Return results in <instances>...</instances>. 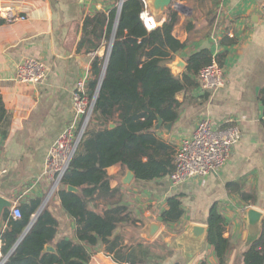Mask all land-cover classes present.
<instances>
[{
  "label": "crops",
  "instance_id": "crops-1",
  "mask_svg": "<svg viewBox=\"0 0 264 264\" xmlns=\"http://www.w3.org/2000/svg\"><path fill=\"white\" fill-rule=\"evenodd\" d=\"M263 1L218 0L216 11L211 14L200 10L195 14L179 12L174 28V35L186 47L169 63L173 73L183 77L189 56L207 48L213 58L221 57L226 82L216 91H204L198 75V86L177 94L179 117L171 132L167 134L163 128L156 132L176 148L183 137L192 135L203 118H209L215 128L236 124L241 139L233 146L225 166L207 177L174 185L170 175L150 181L134 177L127 183L129 169L113 165L108 173L115 195L91 204L99 213L117 203L129 207L132 220L120 225L115 235L121 237L123 246L143 252L148 264H189L193 256L192 264H219L206 237L193 233L184 237L190 226L208 225L209 211L214 205L227 222L225 236L230 239L231 248L226 264H244V252L262 233L264 104L260 96L264 91V15L260 7ZM120 2L0 0V8H11L25 17L10 22L0 16V91L9 114L0 125V168L8 171L0 178L1 195L19 204L33 198H42L44 202L48 197L51 185L45 175L47 154L72 119V95L77 83L87 77L88 93L94 58L103 57L111 43L97 52L79 50L85 19L97 12L119 8ZM165 12L158 21V13L153 11L158 25L167 19ZM27 57L38 58L49 66V75L43 82L26 84L16 79L17 66ZM58 190L52 196L54 200L49 203L46 200L45 205L58 222L55 242L49 244L54 249L63 239L79 242L76 220L62 207ZM242 192L252 194L254 199L244 200ZM174 195H181L184 215L178 222L164 223L161 213L168 198ZM251 208L263 214L258 225L249 221ZM153 223L160 227L151 235ZM6 227L2 219L0 231ZM89 250L92 257L88 264H125L116 261L102 241ZM5 257L0 240V263Z\"/></svg>",
  "mask_w": 264,
  "mask_h": 264
},
{
  "label": "trees",
  "instance_id": "trees-1",
  "mask_svg": "<svg viewBox=\"0 0 264 264\" xmlns=\"http://www.w3.org/2000/svg\"><path fill=\"white\" fill-rule=\"evenodd\" d=\"M143 11V0H125L120 14L115 7L85 19L79 50L97 52L115 36L97 95L108 52L94 58L88 95L92 99L96 95L95 104L57 192L64 210L76 220L79 242L63 239L56 243L55 251L46 250L47 245L55 242L58 226L47 206L21 239L43 202L42 198H33L20 204L21 217H13L11 209L4 213L7 227L0 231L2 253L8 256L4 264H88L92 257L89 247L100 241L120 263L148 264L143 252L123 246L121 237L115 235L120 225L132 220L129 207L117 203L99 213L91 204L115 195L108 173L113 165L121 164L133 171L137 179L146 181L172 174L175 146L160 137L154 127L159 116L164 122L177 121L180 108L177 94L198 86L196 77L211 63L213 53L207 48L193 53L187 59L183 77L176 76L169 63L186 47L174 35L178 12L168 10L167 19L148 30L142 19ZM217 57L222 63L221 57ZM260 97L264 104V91ZM8 115L0 91V125ZM68 186L78 187L80 193L70 191ZM241 195L246 201L254 199L246 192ZM183 215L181 195L169 197L161 220L178 222ZM208 225V243L214 248L219 264H226L231 242L225 236L226 218L217 205L209 211ZM244 264H264V222L260 237L244 252Z\"/></svg>",
  "mask_w": 264,
  "mask_h": 264
},
{
  "label": "built area",
  "instance_id": "built-area-1",
  "mask_svg": "<svg viewBox=\"0 0 264 264\" xmlns=\"http://www.w3.org/2000/svg\"><path fill=\"white\" fill-rule=\"evenodd\" d=\"M143 2L142 19L148 30H152L158 22L153 15L150 0H143ZM172 5L176 9L184 8L179 0H173ZM260 9L264 15V1ZM0 16L10 22L25 18L15 14L11 8H0ZM49 72L50 68L44 61L27 57L18 64L16 79L26 84H38L48 77ZM199 82L204 91H216L225 85L224 69L216 57L201 69ZM95 99L96 95L92 99L87 93V77L79 80L72 95V119L54 141L46 157L45 175L51 185L49 195L59 189L70 167L85 134ZM240 139L241 131L236 124L215 128L209 118L201 119L192 135L183 137L175 148V169L170 175L172 183L180 185L192 178L207 177L217 172L228 162L233 146ZM7 172L6 169L0 168V178ZM11 214L15 218L22 216L18 201H13ZM33 217L35 218L36 215Z\"/></svg>",
  "mask_w": 264,
  "mask_h": 264
},
{
  "label": "water",
  "instance_id": "water-1",
  "mask_svg": "<svg viewBox=\"0 0 264 264\" xmlns=\"http://www.w3.org/2000/svg\"><path fill=\"white\" fill-rule=\"evenodd\" d=\"M125 0H121L120 4H119V8H118V14H120L122 6L124 4ZM173 0H150V4L152 6L153 11L157 12V13H164L165 11L168 10V8L172 5ZM118 19H119V15H118ZM114 36L111 40L110 43V47H109V51H108V55L106 57V61H105V66L102 72V76L100 79V83L98 86V91L97 94L101 88L102 85V81H103V77L107 68V64L109 61V56H110V52H111V48L113 45V40H114ZM96 100V99H95ZM95 104V102H94ZM173 127V122H164L162 117H158V121L154 127L155 131H159L162 128L166 130L167 134H169L172 130ZM135 177V174L133 171H131L129 169L127 175H126V180L125 182H130L133 178ZM68 189L70 191L76 192V193H80L79 192V188L75 187V186H68ZM13 204V201L10 198H7L3 195L0 194V222L3 219L4 213L6 212V210L11 209ZM46 205V201H44L38 211V213L36 214V217L33 219V222L31 223V225L29 226V228L24 232V234L22 235L21 239L27 234V232L30 230V228L32 227L33 223L35 222L37 216L40 214V212L44 209ZM248 218L249 221L251 223V225H258V223L260 222V220L263 218V214L261 211L251 208L248 212ZM160 225L159 224H151L150 225V234L153 235L157 232V230L159 229ZM209 230L210 227L209 225H192L188 228L187 233L185 234L184 237L188 236L189 234L192 235L195 234L198 237H206V239L208 240V235H209ZM180 240V239H179ZM46 250H50V251H55L54 247L51 245H47ZM194 257V256H193ZM192 257V259H193ZM8 256L5 257V259L0 263V264H4V262L7 260ZM192 259L190 260L189 264H192Z\"/></svg>",
  "mask_w": 264,
  "mask_h": 264
},
{
  "label": "rangeland",
  "instance_id": "rangeland-1",
  "mask_svg": "<svg viewBox=\"0 0 264 264\" xmlns=\"http://www.w3.org/2000/svg\"><path fill=\"white\" fill-rule=\"evenodd\" d=\"M182 1H183L182 5H184L183 9H181V8L176 9L174 6L171 5L168 8V10H175L178 13L179 12H185V13H188V12L191 13L192 12L194 14L200 10V11H203L205 13L211 14L212 12L216 11V5H217L218 0H182ZM118 3L119 2L117 1V5H118ZM161 17H162V13H158L156 18L158 21H160ZM49 194H48V197L46 198L48 203L50 201L54 200V199H52V196L54 194H52V195H49Z\"/></svg>",
  "mask_w": 264,
  "mask_h": 264
}]
</instances>
